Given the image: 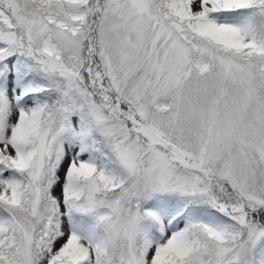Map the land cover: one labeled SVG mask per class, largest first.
<instances>
[{
  "label": "snow or ice",
  "instance_id": "snow-or-ice-1",
  "mask_svg": "<svg viewBox=\"0 0 264 264\" xmlns=\"http://www.w3.org/2000/svg\"><path fill=\"white\" fill-rule=\"evenodd\" d=\"M0 264H264V0H0Z\"/></svg>",
  "mask_w": 264,
  "mask_h": 264
}]
</instances>
